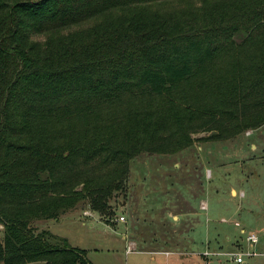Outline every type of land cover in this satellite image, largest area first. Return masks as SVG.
I'll return each instance as SVG.
<instances>
[{"label":"trees","instance_id":"obj_1","mask_svg":"<svg viewBox=\"0 0 264 264\" xmlns=\"http://www.w3.org/2000/svg\"><path fill=\"white\" fill-rule=\"evenodd\" d=\"M263 125L264 0H0V264H87L34 223Z\"/></svg>","mask_w":264,"mask_h":264},{"label":"rangeland","instance_id":"obj_2","mask_svg":"<svg viewBox=\"0 0 264 264\" xmlns=\"http://www.w3.org/2000/svg\"><path fill=\"white\" fill-rule=\"evenodd\" d=\"M208 135H195L193 145L178 154H142L131 161L124 190L110 202L109 222L83 208L58 221L36 222L35 229L48 231L59 246L65 241L84 251L87 264H168L163 254L155 252L202 254L206 248L221 255L205 260L196 254L182 261L225 264L229 257L223 254L246 252V236L255 233L259 242L250 246L254 256L243 264H264V125L225 142L199 140ZM233 150L241 152L232 158L234 163L220 168L225 176L219 178V166L225 161L221 155H234ZM230 181L238 194L242 188L245 195L235 204L225 202L230 201ZM205 204L206 209L201 208ZM219 230L230 241L224 243ZM219 241L225 244L220 251ZM129 244L135 250L128 253Z\"/></svg>","mask_w":264,"mask_h":264},{"label":"crops","instance_id":"obj_3","mask_svg":"<svg viewBox=\"0 0 264 264\" xmlns=\"http://www.w3.org/2000/svg\"><path fill=\"white\" fill-rule=\"evenodd\" d=\"M252 148H254V146H251V149ZM241 152V151H240ZM239 151H237V150H233V154L234 155H231V156H226V155H221V159L223 158L225 161H223V162H221V166H219V178L220 177H222L223 175L225 176V174L224 173H220L221 171H220V168H225V165H227V164H231L232 162L234 163V161H232V158H234L235 157V155L237 156H239V153H240ZM222 159V160H223ZM239 165V164H238ZM242 165L243 164H241V167H242ZM242 173V172H241ZM228 175V174H227ZM240 176V175H239ZM229 178H230V176H229ZM229 178H227V179H229ZM248 178V177H247ZM227 182H228V180H227ZM231 182V181H230ZM233 182H231V183H229V184H227V186H229L230 187V191H229V195H230V201H227V199H223V198H225L224 196H223V191L221 190L220 191V194L222 195L221 197V200L222 201H225V202H229V203H232V204H235L236 203V201L238 200V198L239 199H242V198H244L245 197V195H244V191L242 190V188H239V194H238V191L235 189V187L233 186V184H232ZM206 205V204H205ZM206 207H207V205H206ZM234 212H235V215L236 214H238V210L237 209H232ZM221 219H224V218H222L221 217ZM225 220V219H224ZM58 221V220H57ZM221 223H226V221L225 222H222L221 221ZM238 224V223H237ZM236 227H238L239 225H236V223L234 224ZM221 233H223V240H224V243H227L228 241H230V237L229 236H227V235H225L226 233H225V231L223 232V231H220L219 230V235L221 234ZM242 235H245L246 233H245V230L244 229H241V232H240ZM236 236V235H235ZM258 242H259V239H258ZM222 243V244H221ZM223 242H220L219 241V251L221 250V249H223V245H225ZM206 250H208V248H206ZM162 252H164V251H162ZM165 252H170V251H165ZM204 252V251H203ZM156 253V252H155ZM174 253V252H173ZM177 253V252H176ZM198 253H200V252H197V253H195V252H192V251H189V252H187V251H182V252H178V254L179 255H184V257H193V256H195L196 254L198 255ZM230 253H232V252H230ZM201 254V253H200ZM173 256H175L174 258L172 257V258H170L171 256H169V257H166V256H164L165 258H166V260H167V263L168 264H179L180 263V261H179V259L177 258V255H173ZM204 258V257H203ZM151 260H154L153 259V257L151 258ZM205 260H207L206 258H205ZM179 262V263H178ZM186 263V262H185ZM187 264V263H186ZM232 264H236V263H232Z\"/></svg>","mask_w":264,"mask_h":264},{"label":"built area","instance_id":"obj_4","mask_svg":"<svg viewBox=\"0 0 264 264\" xmlns=\"http://www.w3.org/2000/svg\"><path fill=\"white\" fill-rule=\"evenodd\" d=\"M201 208H204L206 209V205L202 206ZM120 222H123L124 219L122 217L119 218ZM222 222H225L224 219L221 220ZM236 225H238L236 223ZM246 243L248 244L249 248L246 252H239V253H226V254H223V255H226L227 257H229L225 264H232V263H236V264H243L244 263V259L246 257H252L254 256V253L251 251V247L250 246H254L255 244L258 243V237L255 233H248L247 236H246V239H245ZM135 250V246L134 244H129L128 246V253L131 252L132 250ZM155 254H163L164 256L166 257H169V256H172L174 253L172 252H156ZM179 255V254H177ZM202 256L206 259H208V257H211V256H216L218 257L219 253L217 252H209L208 250L204 251L202 254H198V256Z\"/></svg>","mask_w":264,"mask_h":264}]
</instances>
